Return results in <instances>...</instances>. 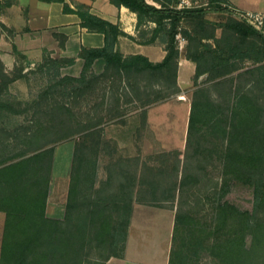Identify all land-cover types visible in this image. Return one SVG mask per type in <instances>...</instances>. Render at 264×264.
<instances>
[{
    "label": "trees",
    "instance_id": "1",
    "mask_svg": "<svg viewBox=\"0 0 264 264\" xmlns=\"http://www.w3.org/2000/svg\"><path fill=\"white\" fill-rule=\"evenodd\" d=\"M61 1L65 12L79 15L83 28L104 34L105 45L81 48L77 58L84 66L77 77L62 74L76 57L45 52L31 74L40 73L47 85L30 105L44 116L37 112L34 124L15 133L0 128V212L5 214L0 264H106L122 257L136 204L176 211L169 264H264V36L235 18L228 0H200L191 7H181L183 0H152L158 6L148 0H110L136 14L140 44L159 40L165 45V58L155 63L118 49L119 37L126 35L118 24ZM210 12L228 17L212 21ZM180 38L187 41L183 51ZM12 53L19 62L12 73L0 61L1 122L12 120L4 110L16 109L3 95L9 84L30 81L31 70L24 72L27 56L15 45ZM182 55L197 66L185 152H163L140 163L115 158L109 150L107 174L100 179L102 152L110 149L107 139L96 124L71 131L74 115L58 97L66 90L71 95L93 90L97 66L103 76L148 74L178 91ZM74 134L81 135L65 216L53 218L47 204L55 146ZM13 140L23 147L11 148ZM237 189L251 192V209L229 199Z\"/></svg>",
    "mask_w": 264,
    "mask_h": 264
},
{
    "label": "rangeland",
    "instance_id": "2",
    "mask_svg": "<svg viewBox=\"0 0 264 264\" xmlns=\"http://www.w3.org/2000/svg\"><path fill=\"white\" fill-rule=\"evenodd\" d=\"M200 4V0L194 3L191 0H183L181 7ZM217 15L228 17L227 14ZM217 15L210 13L208 16L217 20ZM181 42L183 43L184 40ZM40 62L32 68L33 70H28H31L29 82L18 79L20 82L16 80V83L9 84L8 90L4 92V97L14 103L16 109L4 110L3 114L11 117L12 120L0 121V128L14 132L15 128L31 126L33 123L31 119L37 112L38 117L44 116L41 111L30 107L40 90L47 85V79H42L40 73L31 74ZM94 73L98 79L94 82L93 90L82 95H71L69 90H66L65 94L58 97V100L66 102L74 115L71 131H76V128L80 130L82 125L96 124V128L101 129L103 136L107 139L108 142L104 145L110 149H106V153L102 152L100 179H104L107 174L109 150L115 158L131 157L139 159L140 163L149 162L150 157L153 158L163 152L176 150L185 152L190 104L194 91V76L191 77L188 70L180 76L178 72V91L177 88L170 87L166 81L163 83L148 74L121 77L108 73L103 76L104 69L98 66L94 68ZM36 128L37 126H34L33 130ZM22 131L25 132L21 129L19 133ZM80 135L74 134L55 146L49 193L51 192L52 195L51 214L55 218L59 217L58 219H63L65 216L66 202L64 200L68 196L75 143ZM10 145L11 148L16 145L23 147L14 140ZM229 199L242 208L251 209L252 207L251 192L247 189L234 190L229 195ZM171 210L176 212L174 209ZM3 228L4 215L0 213V240Z\"/></svg>",
    "mask_w": 264,
    "mask_h": 264
},
{
    "label": "crops",
    "instance_id": "3",
    "mask_svg": "<svg viewBox=\"0 0 264 264\" xmlns=\"http://www.w3.org/2000/svg\"><path fill=\"white\" fill-rule=\"evenodd\" d=\"M65 2L73 9L85 6L90 13L118 24L126 33L125 36L119 37L118 42V49L124 55L142 54L155 63L161 62L165 58L167 53L165 45L159 40L153 44H140L137 41V17L128 8L124 6L119 8L110 0H65ZM148 2L158 6L152 0H148ZM228 4L234 11V17L236 16L235 11L264 13V0H228ZM210 13L219 14L217 12ZM217 16V20L211 19L209 16L208 18L217 22L226 19L221 15ZM81 22L78 14L64 11V2L61 0H0V61L4 64L7 72H12L19 65L12 53L15 45L27 56L29 64L25 63L24 71L27 72L43 59L45 52L51 53L53 57L77 58L83 46L88 48L104 47V34L89 32L82 27ZM151 27H154V24ZM222 31L221 27L217 28L218 37L221 36ZM63 40L64 47L61 46ZM181 40L184 39L180 38V50L183 51L187 41L184 40L182 43ZM256 41L259 47L263 46L260 38H257ZM206 42L216 48L214 39L208 38ZM221 44L223 46V43ZM252 62V60L246 59L245 65H251ZM83 66V59L77 58L75 65L62 69V74L77 77L81 74ZM196 68L194 62L183 55L180 57L179 76L188 70L189 75L193 77ZM206 77L207 74L201 76L199 81ZM16 82H20V80ZM51 197L50 192L47 214L55 218L51 214ZM66 201L67 197L64 202ZM0 213L4 215L5 223V214ZM174 222L175 212L171 209L136 204L129 227L126 251L122 257H112L106 264H169Z\"/></svg>",
    "mask_w": 264,
    "mask_h": 264
},
{
    "label": "built area",
    "instance_id": "4",
    "mask_svg": "<svg viewBox=\"0 0 264 264\" xmlns=\"http://www.w3.org/2000/svg\"><path fill=\"white\" fill-rule=\"evenodd\" d=\"M184 2L187 3V1ZM235 14L239 19L245 21L249 26L264 36V13L254 11H235Z\"/></svg>",
    "mask_w": 264,
    "mask_h": 264
}]
</instances>
